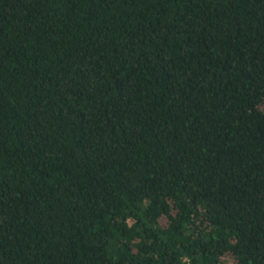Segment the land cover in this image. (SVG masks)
I'll return each mask as SVG.
<instances>
[{"label": "trees", "instance_id": "obj_1", "mask_svg": "<svg viewBox=\"0 0 264 264\" xmlns=\"http://www.w3.org/2000/svg\"><path fill=\"white\" fill-rule=\"evenodd\" d=\"M0 264H264V0H0Z\"/></svg>", "mask_w": 264, "mask_h": 264}]
</instances>
